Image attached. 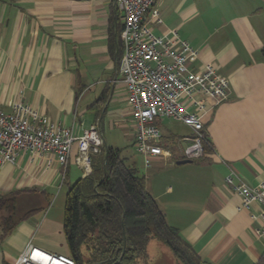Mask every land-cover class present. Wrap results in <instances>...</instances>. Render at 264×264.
I'll return each mask as SVG.
<instances>
[{"label":"crops","instance_id":"obj_1","mask_svg":"<svg viewBox=\"0 0 264 264\" xmlns=\"http://www.w3.org/2000/svg\"><path fill=\"white\" fill-rule=\"evenodd\" d=\"M144 24L197 52L190 71L212 65L228 83L227 99L203 117L210 152L181 166L172 156L154 159L159 173L145 190L201 262L257 264L262 208L240 210L224 180L231 170L251 186L264 181V0H157ZM121 28L113 0H0V110L21 101L50 123L73 126L76 136L97 126L104 146V132L117 128L133 147L117 58ZM187 130L180 137L160 130L176 158ZM75 156L73 145L63 182L51 153L22 152L0 165V198L16 194L17 208L42 209L0 237V264H14L28 245L69 257L61 192L87 176ZM4 217L0 211V224Z\"/></svg>","mask_w":264,"mask_h":264},{"label":"built area","instance_id":"obj_2","mask_svg":"<svg viewBox=\"0 0 264 264\" xmlns=\"http://www.w3.org/2000/svg\"><path fill=\"white\" fill-rule=\"evenodd\" d=\"M157 0H113L121 14L119 33L121 82L126 90V104L132 120L133 148L140 156L143 167L149 169L152 161L171 156L162 145L159 123L162 118L187 127L188 144L180 151L186 160L203 157V117L223 103L228 96V83L216 73L212 65L198 72L189 70L197 52L175 33L155 36L144 24L145 15L153 11ZM152 18L160 23L157 14ZM205 100L212 104L206 107ZM76 147L74 162L88 175L90 158L97 155L103 145L97 126H90L80 136L74 127L65 128L50 123L35 113L24 102H15L10 112L0 110V165L13 163L18 155L51 153L61 167V182L65 179L72 147ZM224 183L241 199L240 210L252 204L262 208L264 220V181L251 186L229 171ZM259 234L264 237V226ZM14 264H75L70 257L47 254L28 245Z\"/></svg>","mask_w":264,"mask_h":264},{"label":"trees","instance_id":"obj_3","mask_svg":"<svg viewBox=\"0 0 264 264\" xmlns=\"http://www.w3.org/2000/svg\"><path fill=\"white\" fill-rule=\"evenodd\" d=\"M116 48L118 58V40ZM161 145L171 151L175 162L183 160L174 156L170 143L162 140ZM210 148L205 137L203 154H208ZM90 168V173L68 186L65 194L63 234L75 264H147L146 250L151 240L165 246L176 264H205L181 240L178 231L167 225L145 190V179L125 164L121 150L102 145L100 152L91 156ZM41 210L17 208L16 194L1 197L0 211L5 217L0 237H6L15 226ZM257 264H264V255Z\"/></svg>","mask_w":264,"mask_h":264},{"label":"rangeland","instance_id":"obj_4","mask_svg":"<svg viewBox=\"0 0 264 264\" xmlns=\"http://www.w3.org/2000/svg\"><path fill=\"white\" fill-rule=\"evenodd\" d=\"M158 126L161 131L168 132L176 137L188 135L186 127L170 119L162 118ZM104 140L106 146H112V148L121 150V157L125 159V164L134 168L137 176L144 177L146 183L156 178L159 173V165L155 166L152 164L149 169H145L140 156L135 152L132 145L125 139L120 130L115 128L105 131ZM66 191L67 186L64 185L61 193L65 195ZM146 253L147 264H176L168 249L155 240L149 242Z\"/></svg>","mask_w":264,"mask_h":264},{"label":"water","instance_id":"obj_5","mask_svg":"<svg viewBox=\"0 0 264 264\" xmlns=\"http://www.w3.org/2000/svg\"><path fill=\"white\" fill-rule=\"evenodd\" d=\"M105 149H106V146H105ZM106 154H107V151L105 152L104 159L106 158ZM190 163H191L190 160L183 159V160L177 161L175 164L178 166H181V165H186V164H190ZM121 258H122V256L119 258L117 263L120 262Z\"/></svg>","mask_w":264,"mask_h":264}]
</instances>
